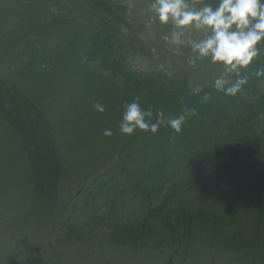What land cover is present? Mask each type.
<instances>
[{
    "label": "rangeland",
    "instance_id": "374dc122",
    "mask_svg": "<svg viewBox=\"0 0 264 264\" xmlns=\"http://www.w3.org/2000/svg\"><path fill=\"white\" fill-rule=\"evenodd\" d=\"M18 1L0 0V76L33 95L49 116L65 174L57 195L47 206L36 202L26 180L29 164L20 136L0 117V264H264V231L255 236L251 225L255 205L264 201V135L239 152L241 157L232 171L208 192L183 189L173 199V207L211 206L224 221L222 231L211 236L204 225L197 227L192 222L175 233H168L158 224L141 229L130 226L144 217L146 194L141 195L137 183L150 184L149 180L157 176V172L149 173L143 163L144 156L162 157L159 145L150 146L157 136L139 129L131 135L122 134L119 123L124 110L119 105L106 107L103 113L89 109L85 92L89 97L93 91L84 89L86 82L81 84L82 80L74 75L61 45L64 41L68 46L73 24L67 27L59 21V26H51L41 34L37 28L27 27L28 22H37L51 12L62 14V20L68 22L71 18H66V0H61L59 11L56 4L44 0H22L24 9L18 7ZM113 1L129 6L128 33L134 39L133 65L137 70L152 72L159 71L160 64L173 65L171 76L187 78L190 92L198 86H212L224 71L221 64L209 59L190 67L187 47L184 55L170 52L162 37L171 25L157 22L151 29L146 27L150 0ZM208 2L215 4L217 0ZM192 35L197 38L199 34ZM261 47L259 58L254 60L264 58V45ZM60 50L64 54L57 59ZM41 53H48L46 64L30 61ZM33 63V68H38L34 71L47 73L31 76L27 68ZM259 85L264 91V81ZM259 123L264 126V116ZM104 129H111L113 135L105 136ZM183 144L181 140L169 144L170 153L165 157L171 185L186 184L211 163L207 157L212 148L208 138H199L191 154ZM137 192L140 197H134ZM147 193L153 195L151 189ZM121 223L130 225L123 227ZM235 229L242 231L247 243L240 251L228 247L222 239ZM30 252H36L40 261L34 260Z\"/></svg>",
    "mask_w": 264,
    "mask_h": 264
},
{
    "label": "trees",
    "instance_id": "16d2710c",
    "mask_svg": "<svg viewBox=\"0 0 264 264\" xmlns=\"http://www.w3.org/2000/svg\"><path fill=\"white\" fill-rule=\"evenodd\" d=\"M44 1L50 5L56 4L57 11L61 8V0ZM66 1L69 9L66 18H71L68 22L62 20V14L51 12L44 14L43 18L39 17L37 22H28L27 27L37 28L38 34H41L51 26H59V21L67 27L73 24V37L68 46L64 41L61 45L71 60L70 67L74 75L82 80L81 84L86 82L83 83L84 89L93 91L89 97L88 92H85V101H88L90 110H95V102L103 104L105 108L119 105L120 109L124 110L125 103L131 102L136 96L141 98L142 107H153L154 112L155 109H163L166 116L176 117L186 113V109L196 110L195 114L186 113L187 120L180 133L173 132L170 127L161 126L155 134L157 137L152 140L150 146L155 148L159 145L158 154L161 152L162 157L157 158V154L144 156L143 163L148 166L149 173L157 172V176L149 180L151 185L137 183L141 195L146 194L143 202L144 217L138 224L121 223V226L130 225L141 229L158 224L168 233H175L192 222L196 223L197 227L204 225L211 236L222 231L224 221L211 206L173 207V199L177 198L183 189L208 192L213 184L224 179L232 171L238 157H241L239 152L252 147L254 142L257 143L264 135V126L259 123L264 116V91L259 87L264 77L258 78L255 75L258 69L264 68V58L253 60L242 70V75L248 77V83L235 96H226L210 85L202 87L199 93L190 92L185 77H169L162 70L141 72L135 68L133 56L136 48L132 35L128 33L130 10L127 4H117L113 0ZM21 2L22 0L18 1V7L24 9L25 4ZM41 12H44V9ZM46 17L50 19L49 22ZM61 32L64 34V30ZM40 38L44 39L42 36ZM56 53L57 59L64 54L61 50ZM47 54H39L40 60L33 55L30 61L46 64ZM51 61H54V58ZM34 63L27 68L31 76L39 77L47 73L41 69L34 71L38 69L33 68ZM164 65L173 71V65ZM8 66L14 67L13 64ZM19 87L20 85L8 82L0 76V117L20 136L29 164L26 180L32 188L34 200L47 206L51 198L57 195L59 183L65 174L64 161L49 116L33 95H28ZM206 94L208 99H205ZM188 124L190 127L186 128ZM202 137L211 142L212 148L207 151L211 163L209 162L204 171L191 177L186 184H169L166 172L169 163L165 160L172 146L169 144L181 140L187 153L191 154V150L196 147V141ZM187 145L195 146L189 148ZM228 148L230 151L227 153ZM150 189L153 195L147 193ZM139 192L134 197H140ZM252 216L251 225L256 236L262 229L264 231V201H258ZM175 223L178 227H174ZM241 232L235 229L225 234L222 239L228 247L240 251L239 248L246 243ZM250 244L254 246L255 242L251 241ZM30 256L37 262L40 261L36 252H30Z\"/></svg>",
    "mask_w": 264,
    "mask_h": 264
},
{
    "label": "clouds",
    "instance_id": "9594fccd",
    "mask_svg": "<svg viewBox=\"0 0 264 264\" xmlns=\"http://www.w3.org/2000/svg\"><path fill=\"white\" fill-rule=\"evenodd\" d=\"M151 14L146 27L153 24L171 25L170 31L162 39L174 55H184L185 47L190 49L187 64L196 67L198 61L209 59L213 64H221L224 71L217 76L212 87L226 96H235L248 83L242 75L254 60L259 58L264 45V0H150ZM193 33L199 34L193 38ZM155 53V49L152 50ZM169 77L172 72L164 64L158 65ZM255 75L264 77V68ZM233 77L235 79L233 80ZM198 86L194 91L199 93ZM205 99H208L207 94ZM141 98L136 96L124 105L119 123L122 134L131 135L137 129L157 134L161 126L170 127L180 133L187 120V114H195V109H186L179 116H166L163 109L144 108ZM93 108L103 113L105 107L99 102ZM107 137L113 135L111 129H104Z\"/></svg>",
    "mask_w": 264,
    "mask_h": 264
}]
</instances>
